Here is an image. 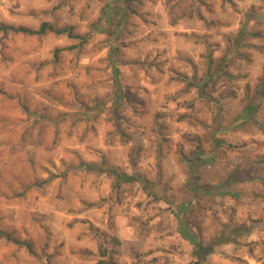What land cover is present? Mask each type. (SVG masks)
<instances>
[{"label": "clouds", "instance_id": "obj_1", "mask_svg": "<svg viewBox=\"0 0 264 264\" xmlns=\"http://www.w3.org/2000/svg\"><path fill=\"white\" fill-rule=\"evenodd\" d=\"M117 3L0 0V264H264V0Z\"/></svg>", "mask_w": 264, "mask_h": 264}, {"label": "rangeland", "instance_id": "obj_2", "mask_svg": "<svg viewBox=\"0 0 264 264\" xmlns=\"http://www.w3.org/2000/svg\"><path fill=\"white\" fill-rule=\"evenodd\" d=\"M195 2V0H174V6L177 8L183 9V14H186L189 20L193 19V15L195 14L198 16L200 19H203V15L200 12V10L193 9L192 5ZM200 4L204 5L206 8H208L209 11H211V5L208 3V0H199ZM227 2L231 3L232 0H227ZM129 13L135 14V9L131 7V4H127V11L122 10L119 7V0L117 3V7L112 9V15L109 20L110 25L113 28V31L115 29H118L121 24L125 23V20L128 16ZM2 11H0V15H2ZM176 31H179L181 34L188 36V35H195L191 31V26L188 25H183V26H173ZM68 32L71 33L72 37H69V40L73 39H78L79 37L74 36L71 28L67 29ZM59 35V34H57ZM252 38L254 39H260L264 38V32L261 31H255L251 33ZM222 40L225 41L224 43V55L220 58L219 62H216L215 60L212 59L211 54H209V58L207 61L208 64V72H207V79L203 80L199 84V95H205L209 92V90H215L216 85L220 82V80L223 77H228L231 79V74L228 71L229 65L232 63V60L230 59V53L233 48L239 49L242 46H248L247 45V39H248V34L243 31V29L239 28L238 26V34L236 38H231V37H222ZM64 48L71 50L74 45L72 44H67L63 46ZM58 53L59 48L55 49ZM195 71V70H194ZM195 79V76L193 77ZM248 86H245V89L247 90ZM249 104H257L259 108L260 105L264 104V98H262L260 92H253V94L249 97L248 100ZM217 147H219V141H217ZM193 159L200 164L201 162L208 163V161H205V153L203 149L198 148L196 150V153L193 157ZM215 159L212 158L210 161L211 165L214 166L215 164ZM210 171V168L207 170ZM209 195L211 193H208ZM244 193L241 190H231V189H224L222 193H217V198H216V203L219 204L220 209L223 210L225 214H227L229 211H231V206L229 208H224L223 205L227 203L228 200H232L234 204L238 203L240 205H245V201L241 200V196ZM147 195V193H145ZM223 195L224 199L221 200L220 196ZM253 195H256V193H253ZM140 206V201H137L136 205L134 207L139 208ZM180 207L187 209L189 207V202L185 201L183 205ZM211 211V209H209ZM106 253H102V255H105ZM100 264H105V262L101 261ZM111 264V262H109Z\"/></svg>", "mask_w": 264, "mask_h": 264}, {"label": "trees", "instance_id": "obj_3", "mask_svg": "<svg viewBox=\"0 0 264 264\" xmlns=\"http://www.w3.org/2000/svg\"><path fill=\"white\" fill-rule=\"evenodd\" d=\"M43 27L44 28H47L48 27V25L47 24H45V25H43ZM57 34H59V33H57ZM68 35H69V37H72V35H71V33L70 32H68ZM261 94V93H260ZM261 96H262V98H264V95H262L261 94ZM249 105H251L252 107H254V108H257L258 107V105L257 104H249Z\"/></svg>", "mask_w": 264, "mask_h": 264}]
</instances>
